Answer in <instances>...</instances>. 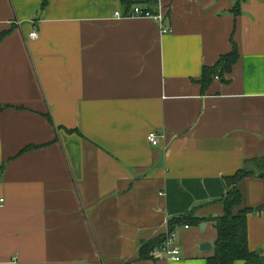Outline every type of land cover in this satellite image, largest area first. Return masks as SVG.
Returning <instances> with one entry per match:
<instances>
[{
    "label": "crops",
    "instance_id": "obj_1",
    "mask_svg": "<svg viewBox=\"0 0 264 264\" xmlns=\"http://www.w3.org/2000/svg\"><path fill=\"white\" fill-rule=\"evenodd\" d=\"M137 5L162 23L115 16ZM2 33L0 264H207L225 178L246 165L248 246L264 256V0H0ZM194 208L181 259H141Z\"/></svg>",
    "mask_w": 264,
    "mask_h": 264
},
{
    "label": "trees",
    "instance_id": "obj_2",
    "mask_svg": "<svg viewBox=\"0 0 264 264\" xmlns=\"http://www.w3.org/2000/svg\"><path fill=\"white\" fill-rule=\"evenodd\" d=\"M136 2H145L150 5L156 4L158 0H135ZM240 2V1H238ZM239 4L235 13L239 12ZM149 10L147 8H143ZM5 36L2 33L0 40ZM240 53L237 46L229 52L222 55L214 66H205L201 83L204 88L210 84L215 75L222 76L230 73L232 66L238 61ZM1 109V108H0ZM33 147H26L25 150H30ZM250 162V161H249ZM259 165L260 171L264 170V157L261 160H253ZM248 164V163H247ZM255 171L248 165L236 171L232 176H226V183L229 188L228 193L220 200L224 203V213L214 217L215 227L218 234V239L215 243V254L208 258L207 264H238V260H243L246 264H264V256L259 252L251 250L248 246V214L254 211V208L247 207L244 203V195L238 187L239 182L250 175H255ZM260 176H264L260 174ZM204 221V218L197 215V208L189 211L186 214L173 216L169 219V233L176 230L181 225H199ZM167 235L162 234L159 238L144 243L141 246V259L151 258L155 249L159 248L165 241Z\"/></svg>",
    "mask_w": 264,
    "mask_h": 264
},
{
    "label": "built area",
    "instance_id": "obj_3",
    "mask_svg": "<svg viewBox=\"0 0 264 264\" xmlns=\"http://www.w3.org/2000/svg\"><path fill=\"white\" fill-rule=\"evenodd\" d=\"M134 10L132 11L131 14H121L120 12H116L115 16L119 18H123L125 16L128 17H143V18H155L158 22L162 23L164 15L162 13L155 14L151 12L150 10H145L141 8L140 6L137 5V7L133 8ZM162 32H167L166 29L163 28L162 26ZM29 37L31 39H35L39 37V32L37 30H33ZM148 141L151 143V145H158L161 140V134L158 133V131H152L148 134ZM167 237L165 241L161 244L160 248L164 250L167 254V258L169 260H179L181 259V251L179 250L178 245L175 243V231L172 233L167 232L166 233Z\"/></svg>",
    "mask_w": 264,
    "mask_h": 264
},
{
    "label": "water",
    "instance_id": "obj_4",
    "mask_svg": "<svg viewBox=\"0 0 264 264\" xmlns=\"http://www.w3.org/2000/svg\"><path fill=\"white\" fill-rule=\"evenodd\" d=\"M201 249L205 250V249H211V245L210 243L206 242L204 244L201 245Z\"/></svg>",
    "mask_w": 264,
    "mask_h": 264
}]
</instances>
